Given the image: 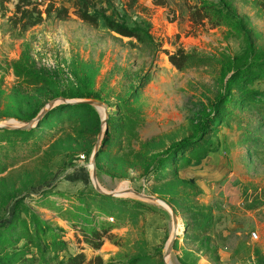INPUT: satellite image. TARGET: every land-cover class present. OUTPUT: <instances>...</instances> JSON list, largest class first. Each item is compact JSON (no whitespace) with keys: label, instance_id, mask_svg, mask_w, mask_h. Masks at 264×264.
<instances>
[{"label":"rangeland","instance_id":"obj_1","mask_svg":"<svg viewBox=\"0 0 264 264\" xmlns=\"http://www.w3.org/2000/svg\"><path fill=\"white\" fill-rule=\"evenodd\" d=\"M34 1L67 16L20 30L0 1V126L31 121L0 141V251L17 264H264V0H91L146 27L141 40L81 21L77 0Z\"/></svg>","mask_w":264,"mask_h":264},{"label":"trees","instance_id":"obj_2","mask_svg":"<svg viewBox=\"0 0 264 264\" xmlns=\"http://www.w3.org/2000/svg\"><path fill=\"white\" fill-rule=\"evenodd\" d=\"M77 2V8L75 11L76 16L81 21L91 26H96L98 22H101L104 27L121 36L133 37L137 40H141L144 37H149L148 33L146 32V27L127 26L122 22H118L117 20L108 16L103 10L96 8L91 0H77ZM13 9V14L11 15L10 19L12 20V23L20 30H24L40 23L43 20L42 14H44L45 17H48L50 12H53V16L58 19H64L67 16L66 9L63 7H54L52 4H47L43 9H41L39 4L34 0H14ZM167 60L172 66L179 69L183 66L185 55L180 50H177L173 54L167 53ZM240 73L241 71L236 69L230 74V78L239 79ZM67 104L68 103H62L59 106L64 107L67 106ZM257 112L258 115H260L264 120V102L259 105ZM25 131V129L0 127V141L7 139V136L22 134ZM101 224L102 229L99 230L96 229L95 226L89 227L87 236L84 237L85 241L93 249H96L100 246L102 243L101 236L108 230L109 223L101 222ZM1 226L2 231H0V238L4 236V233H7L8 229L7 226ZM17 250L22 251L23 247L16 249V252ZM25 253H27V251H24L22 254ZM18 255L19 253H15L12 257L11 255L9 256L5 252L0 251V264H17L13 258ZM94 259L95 260L93 261V264H103L98 256H95ZM84 262L85 258L82 253L67 254L63 259V264H83Z\"/></svg>","mask_w":264,"mask_h":264},{"label":"water","instance_id":"obj_3","mask_svg":"<svg viewBox=\"0 0 264 264\" xmlns=\"http://www.w3.org/2000/svg\"><path fill=\"white\" fill-rule=\"evenodd\" d=\"M64 103H69V102H66V101H63ZM74 103H85V104H94V105H99V106H102V107H105V105L102 103V102H99V101H93V100H85V101H79V102H74ZM46 113V109L43 108L42 110H40L38 112V114L36 115L35 119L33 121H38L40 120L43 115ZM31 126V121H28L26 123H24L23 125L19 126V127H11V126H8V125H2L0 127H5V128H17V129H26L28 127ZM95 188L98 190V187L95 186ZM100 191V190H99ZM128 191L134 193L135 195L139 196V197H142V198H148V199H151V200H155L154 197H151V196H148V195H145L143 193H140V192H136V191H133V190H129ZM102 192V191H101ZM104 194H114L113 192L112 193H105L103 192ZM172 213V212H171ZM173 214V213H172ZM175 237V233L172 235V237L170 238L168 244H167V247H166V250H165V253H167L169 250H170V247H171V244H172V240L174 239Z\"/></svg>","mask_w":264,"mask_h":264}]
</instances>
